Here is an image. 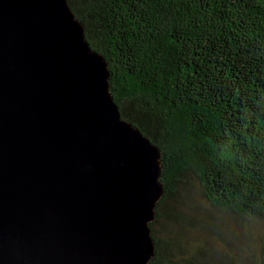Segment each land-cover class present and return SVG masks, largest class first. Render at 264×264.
Returning a JSON list of instances; mask_svg holds the SVG:
<instances>
[{
	"label": "water",
	"instance_id": "95a60500",
	"mask_svg": "<svg viewBox=\"0 0 264 264\" xmlns=\"http://www.w3.org/2000/svg\"><path fill=\"white\" fill-rule=\"evenodd\" d=\"M68 0H0V264H149L162 150L122 116Z\"/></svg>",
	"mask_w": 264,
	"mask_h": 264
},
{
	"label": "trees",
	"instance_id": "16d2710c",
	"mask_svg": "<svg viewBox=\"0 0 264 264\" xmlns=\"http://www.w3.org/2000/svg\"><path fill=\"white\" fill-rule=\"evenodd\" d=\"M68 1L108 62L122 116L162 150L149 264H182L181 244H161L155 226L181 222L183 189L264 222V0Z\"/></svg>",
	"mask_w": 264,
	"mask_h": 264
},
{
	"label": "rangeland",
	"instance_id": "374dc122",
	"mask_svg": "<svg viewBox=\"0 0 264 264\" xmlns=\"http://www.w3.org/2000/svg\"><path fill=\"white\" fill-rule=\"evenodd\" d=\"M190 180L197 184L194 178ZM172 205L182 212L181 222L161 219L155 228L161 244L165 239L181 244L175 250V259L182 264L260 263L264 237L261 220L212 206L197 186L183 189L178 202ZM166 209L168 203L163 204V211Z\"/></svg>",
	"mask_w": 264,
	"mask_h": 264
}]
</instances>
